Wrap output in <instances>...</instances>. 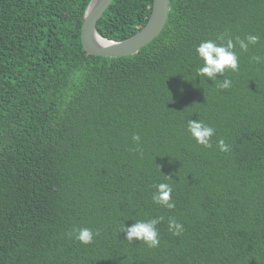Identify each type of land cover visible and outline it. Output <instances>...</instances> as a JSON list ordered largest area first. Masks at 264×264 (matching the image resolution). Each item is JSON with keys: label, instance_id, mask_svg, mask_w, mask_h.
<instances>
[{"label": "trees", "instance_id": "1", "mask_svg": "<svg viewBox=\"0 0 264 264\" xmlns=\"http://www.w3.org/2000/svg\"><path fill=\"white\" fill-rule=\"evenodd\" d=\"M89 1L0 0V264H264V0H168L160 34L119 58L83 50ZM152 2L113 0L98 35L130 38ZM222 32L259 37L225 90L195 75ZM188 120L215 129L211 148ZM162 182L174 209L152 202ZM159 216L156 248L120 233ZM76 227L99 234L82 245Z\"/></svg>", "mask_w": 264, "mask_h": 264}, {"label": "clouds", "instance_id": "2", "mask_svg": "<svg viewBox=\"0 0 264 264\" xmlns=\"http://www.w3.org/2000/svg\"><path fill=\"white\" fill-rule=\"evenodd\" d=\"M258 42V36L248 35L244 39H240L239 37L233 38L228 32L220 33L215 40L201 41L195 48L197 59L202 61V64L195 69L196 77H204L211 81L216 80L218 81V89H229L232 86V81L228 78L217 79V75L223 76L226 70L237 72L239 70V57L235 51L236 47L238 46L241 52H247L250 45H256ZM252 60L257 64L264 62V58L259 56L252 57ZM186 131L198 145L204 148L212 147L211 141L215 134V129L212 126L201 120H188ZM132 141L139 145L140 136L133 135ZM216 146L220 152L230 151V146L225 144L223 139H219ZM135 151L141 157L143 156V152L139 147ZM165 178L171 180L167 177ZM172 191L171 184L167 182L155 185V192L151 197L152 202L169 210L174 209L175 204L171 199ZM164 219L163 216H159L147 220H136L128 227L122 224L120 233H124L125 240L130 243L143 242L148 248H156L160 244L157 225L163 222ZM167 227L168 231L174 236H178L184 231L183 225L175 217L168 218ZM98 234V232H94L88 227H76L68 235L82 245H89L93 243L94 237Z\"/></svg>", "mask_w": 264, "mask_h": 264}, {"label": "water", "instance_id": "3", "mask_svg": "<svg viewBox=\"0 0 264 264\" xmlns=\"http://www.w3.org/2000/svg\"><path fill=\"white\" fill-rule=\"evenodd\" d=\"M113 0H90L82 17L80 40L92 56L119 58L135 55L163 30L169 13L168 0H153L146 25L130 38L114 42L98 35L96 24Z\"/></svg>", "mask_w": 264, "mask_h": 264}]
</instances>
